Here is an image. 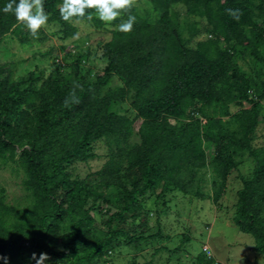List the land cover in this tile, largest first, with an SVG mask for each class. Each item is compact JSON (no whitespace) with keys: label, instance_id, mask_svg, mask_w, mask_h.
Masks as SVG:
<instances>
[{"label":"trees","instance_id":"trees-1","mask_svg":"<svg viewBox=\"0 0 264 264\" xmlns=\"http://www.w3.org/2000/svg\"><path fill=\"white\" fill-rule=\"evenodd\" d=\"M7 2L0 0V8ZM62 2L43 0V6L47 22L58 24L62 38L69 39L78 29L61 18ZM151 3L159 15L155 22L141 18L130 1L110 23L118 26L129 13L136 17L130 32L111 31V40L102 47L107 66L95 81H88L77 67L68 75L55 70L38 89L33 75L11 83L0 79V158L18 161L34 198L28 209L19 211L0 196V264H5L4 257L7 264H34L33 253L37 259L47 253L69 264H93L103 247L100 240L87 242L96 212L109 230V241L167 240L160 232L144 236L130 230L128 221L145 215L140 198L155 193L159 199L173 191L204 198L195 176L211 164L218 179L213 200L218 202L238 170V150L247 151L256 167L238 192L234 223L254 236L255 250L264 257V150L252 147L264 83L260 95L251 97V80L234 61L241 48H250L264 62V0ZM179 6L211 27L209 37L194 48L189 41L198 33L196 24L180 22ZM236 7L241 9L238 18L226 11ZM86 11L93 12L91 19H74L104 27L93 10ZM20 25L13 13L0 11V41L9 34L22 37ZM5 73L6 67H0V76ZM113 76L123 86L102 94ZM127 97L134 119L111 111L113 103ZM244 102L251 108L230 111L231 104ZM138 121L141 141L131 143ZM103 139L110 147L104 168L85 179H71L66 166L86 162L92 146ZM208 146L214 148L211 161ZM9 216L15 221H8ZM69 219L74 230L61 234V224ZM211 259L201 254L198 264H215Z\"/></svg>","mask_w":264,"mask_h":264},{"label":"rangeland","instance_id":"rangeland-1","mask_svg":"<svg viewBox=\"0 0 264 264\" xmlns=\"http://www.w3.org/2000/svg\"><path fill=\"white\" fill-rule=\"evenodd\" d=\"M130 1L141 18L150 22L158 19L159 15L151 0ZM176 11L184 25L196 24L198 33L189 41L190 48L209 37L211 27L204 18L187 16L181 6L177 7ZM70 22L77 27L78 32L69 39L62 38L61 27L56 23L47 22L33 35L21 22L19 30L23 32L22 37L28 36L29 39L23 42L19 35L9 34L0 41V67L5 66L8 70L0 79L11 83L33 75L34 79H38L35 86L38 89L55 70L68 75L77 67L88 81H95L103 75L107 62L102 47L111 40V31L119 30L118 26H111V21L105 23L104 27L97 28L91 22H80L74 17ZM185 36H191L188 28L185 29ZM234 61L241 73L251 80L250 96H259L263 91L264 62L257 60L250 48H241L235 53ZM122 86L118 77L113 76L108 87L102 90V94ZM251 106V103L247 102L242 106L233 103L230 105V111L238 113ZM111 111L127 115L131 119L136 117L130 97L124 102L113 103ZM212 112L219 115L218 110ZM259 113V123L252 135V147L264 150V99L260 103ZM224 119L228 120L226 117ZM172 123H176V120H172ZM135 126L131 143H140L138 130L142 123L138 121ZM207 150L211 161L214 148L208 146ZM109 153V142L103 139L92 146V155L86 162L69 163L66 172L71 179H85L104 168ZM235 160L239 164L238 170L232 172L228 178L225 194L218 202L213 200L218 179L211 164L206 169L197 171L195 176V184H199L204 198L198 199L180 191L167 193L159 199L155 193H148L140 198L145 215L136 220H129L130 230L144 236L160 232L168 238L167 240L155 238L131 244L126 237H120L109 241L106 239L109 230L101 224V216L96 212L93 218L95 227L87 242L96 243L100 240L103 247L92 260L93 264H198L201 254L210 256L213 263L264 264L263 255L255 250L254 236L241 231L234 223L239 201L238 192L243 188V182L252 178L256 163L247 151L241 150L235 152ZM25 180L26 175L18 161L0 158V196H3L7 206L21 211L33 204L34 198L32 193L26 190ZM6 219L15 221L14 216ZM72 222L73 220L69 219L61 224V234H69L74 230ZM186 241L188 242L185 243ZM99 245L100 243H97L94 247ZM44 264L69 263L47 254Z\"/></svg>","mask_w":264,"mask_h":264},{"label":"clouds","instance_id":"clouds-1","mask_svg":"<svg viewBox=\"0 0 264 264\" xmlns=\"http://www.w3.org/2000/svg\"><path fill=\"white\" fill-rule=\"evenodd\" d=\"M130 7V0H63L59 7L60 16L65 21H70L73 17L82 18L87 16L92 18L93 10L96 18L110 23L121 15L122 10ZM4 13H13L19 22H23L31 34L36 35L38 30L44 26L49 17L43 6V0H8L7 3L0 8ZM232 17L238 18L241 12L239 7L226 9ZM136 17L128 14L127 19L118 25L121 32H130ZM33 259H36V264H44L47 260L46 253H40L39 258L33 253ZM7 264V257H4Z\"/></svg>","mask_w":264,"mask_h":264},{"label":"built area","instance_id":"built-area-1","mask_svg":"<svg viewBox=\"0 0 264 264\" xmlns=\"http://www.w3.org/2000/svg\"><path fill=\"white\" fill-rule=\"evenodd\" d=\"M215 264H220V263L216 262Z\"/></svg>","mask_w":264,"mask_h":264}]
</instances>
